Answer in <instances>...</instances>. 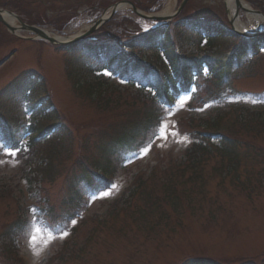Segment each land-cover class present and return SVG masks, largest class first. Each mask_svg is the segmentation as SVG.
Instances as JSON below:
<instances>
[{"label":"rangeland","instance_id":"obj_1","mask_svg":"<svg viewBox=\"0 0 264 264\" xmlns=\"http://www.w3.org/2000/svg\"><path fill=\"white\" fill-rule=\"evenodd\" d=\"M52 1L45 0L43 6L35 0H0V5L7 4L8 10L28 24L36 20L26 12L32 8L41 16L38 21L44 23L46 29L68 37L90 26L101 16L103 8L122 0H69L61 7ZM223 1L190 0L186 14L211 11L214 19L224 24V30H230ZM167 2L140 0L139 7L147 13H159ZM241 18L246 21L244 12ZM154 26L128 9L114 15L105 30L110 34H122L124 42L128 43L132 42L131 36H138L143 30L150 31ZM170 33L182 42V52H192L195 57L210 54L214 62L226 58L240 44L239 39L226 38L207 50H203V42L200 45L203 49L199 51V38L195 33L184 27H172ZM90 36L84 39L87 46H94L93 51L88 52L104 56L106 39L101 35ZM139 42L144 48L153 43H146L144 39ZM73 47L77 48L66 51L48 43L22 40L0 25V114L15 117L13 119L20 126L17 137L23 140L30 137L25 128L32 123L38 124L37 128L41 124L43 128L44 125L63 124L66 135L54 137L47 141L49 145L40 151L36 147L33 153H26L29 149L25 144L21 150L8 148L7 151H16L14 156L0 148V264H15L13 255L5 250L10 251L9 245L1 235L19 219L23 221V233L14 246L27 264H182L191 257L218 264H264V123L252 121L251 124L248 118L234 111L244 108L264 114V55L257 59L247 56L239 69L233 63L231 79L223 89L216 90L222 96L216 102L192 108V94L182 95L171 109L163 111L134 96L119 78L107 75L108 71L89 58L81 44ZM136 54L139 56L137 51ZM145 55L155 65L157 61L152 56L162 54ZM101 76L108 79V84L97 87L96 80ZM197 85L196 95L203 97L207 95L206 89L214 88L212 79L206 76L200 78ZM30 87L31 96L23 100L22 90ZM94 87V91L91 90ZM44 96L47 100L41 106L37 101ZM181 98L184 100L182 107ZM46 109L47 113L41 112ZM152 109L163 112L161 124L167 125L169 133L178 134L158 138L164 135V129L159 127L153 140L148 133L145 146L123 156L120 166L117 158L112 157V168L117 167V171L115 183L104 191L109 194L87 195L89 190L84 188L86 199L81 214L74 220L75 224L67 221L68 195L74 188L76 175L83 172L79 168L81 158L91 161L86 162L88 165L104 162L103 145L109 138L107 133H122L134 126L139 132L140 123L134 120ZM225 113L230 114L225 127L227 133L229 128L234 129L233 124L236 130L240 123L248 125V131L241 134L243 148H235L239 165L230 163L220 151L213 149L203 166L202 181H188L186 186H181L182 190L198 186L193 188L191 205L163 207L171 225L152 231L154 225L138 217L146 212L150 194L162 196V171L184 159L194 142L189 134L178 130L177 123L190 117L212 120ZM187 125L181 124V130L191 131ZM0 143L3 142L0 140ZM59 147L68 152L57 158L55 153ZM248 148L256 158H247ZM229 164L236 168L230 173ZM152 172L154 180L142 185ZM153 212L151 208L145 215ZM172 225H176L174 230H171ZM63 232L67 235L61 238ZM33 236L34 241L31 240Z\"/></svg>","mask_w":264,"mask_h":264},{"label":"trees","instance_id":"obj_2","mask_svg":"<svg viewBox=\"0 0 264 264\" xmlns=\"http://www.w3.org/2000/svg\"><path fill=\"white\" fill-rule=\"evenodd\" d=\"M249 1L253 6H259V7H264V0H247ZM180 19H183V15L179 18H177V20L179 21ZM181 22V21H180ZM33 24L39 23V21H35L32 22ZM178 25V24H177ZM212 28L210 27L209 30H211ZM209 37V44H213L214 42H216L219 39L225 38L227 37V32H224L222 29L215 27V30H211L208 33ZM153 37H156V34L152 35L151 39H154ZM256 41H260V40H255ZM166 46V45H165ZM172 44H169L168 46H166L165 48V55L168 56L169 62L171 64V67L174 69V73H176L177 71V67H178V63L179 60H177V55L174 53V48L172 46ZM247 45H245V42L242 46H240L239 50H237L236 52L231 54L232 58H236L238 59V55H243L247 52ZM132 50V49H131ZM219 53V52H217ZM209 60H211L209 62L210 67L212 69V81H213V85L214 88H209L206 91V97H200L199 98V104L203 103L205 101V103H208L209 101L213 100L214 95L216 94V90H221L223 87V84L225 83V81L227 79H229L231 77V70H232V65L233 62L230 59L227 62V59L224 60L223 58H219V62H212V57L209 58ZM188 64H183V74H184V78H183V84L186 87H189L191 84V75H192V71L191 68H194L195 66V62L191 63L190 59H187ZM120 62V59L116 58V65ZM199 65L201 64V62H197ZM218 63H222V64H218ZM198 65V66H199ZM197 70L199 71V74H201L202 69L197 67ZM162 72L166 73V74H170V72H167L166 69H162ZM178 73V72H177ZM159 74V73H158ZM166 87H168L166 85ZM188 89V88H186ZM211 99V100H210ZM240 116H242V118H248L249 119V123L256 124V123H264V120H262V115H257V114H253L251 112L248 111H242L239 110V114ZM253 121V122H252ZM229 121L226 120V118L224 119L222 115L218 116L215 119L212 120H207V121H203V120H198V122L192 121L189 123L190 127H192L191 132H195L196 130L193 129V127H198L200 130H197V133H199V135L204 138L203 140H200L199 143L194 144V146L188 151L187 153V163L188 164H180L177 168V171L175 170V172H173L171 174V179H169V181L167 182V186L165 188V191L167 193V196H169V201L170 202H177L178 204L182 203L181 202V198L178 196L180 189L178 187H180L179 185H175L174 183H176L174 180H180L182 178L186 177L187 172L190 170L193 172L192 178H188L191 180L194 179H198L199 177H197L198 175H201L202 172V165L205 163V160L207 159V157L210 155L211 150L208 147L207 144L212 145V141L211 139L213 137H217L219 138L222 142H226V145L229 146L230 148H233V146L231 145V142H234V139L232 137V134L234 133V130L232 128H229V131L232 132V134L230 132L224 130V128L226 127V124ZM193 125V126H192ZM248 131V125H244L242 123L238 124V141H239V136ZM201 133H203L204 135H202ZM200 137V138H201ZM118 140V139H117ZM129 140L126 139L125 142L127 143ZM231 141V142H230ZM116 142V141H115ZM124 142V138L120 139L119 141H117V143ZM236 142V141H235ZM221 151L223 153L224 156H228L229 160L232 161H236L237 160V156L233 155L231 152L226 151V149L224 147L221 148ZM194 178V179H193ZM182 196H188L187 192H182L181 194ZM188 202H191V200L188 198L187 199ZM165 204H169L168 200L163 201ZM158 221L159 219L155 222L154 226L152 227V230H154L155 228H158ZM7 234H4V236ZM6 238L9 240V237L6 236ZM11 240V239H10ZM209 264H216L214 261H208ZM190 264V263H189ZM196 264H198V262H196ZM199 264H202L199 262ZM208 264V263H205Z\"/></svg>","mask_w":264,"mask_h":264},{"label":"bare ground","instance_id":"obj_3","mask_svg":"<svg viewBox=\"0 0 264 264\" xmlns=\"http://www.w3.org/2000/svg\"><path fill=\"white\" fill-rule=\"evenodd\" d=\"M177 0H168L164 10L161 12L162 16H168L170 15L173 11L174 8L176 6ZM226 5L228 7V10L230 11V15L231 17L234 16L235 11L237 10L236 8V4L234 0H226ZM244 8H249V6L247 4H243ZM121 11H126L128 10V6H122L120 7ZM109 15V12L106 14V16ZM3 17H5V20L8 24L14 26V27H18V21L7 15L4 14ZM245 17H246V21H243V19L240 17L239 19L236 20L235 22V27L240 30V31H244V32H256V31H260L261 29L264 28V21L263 19L255 14H250V13H245ZM86 30V28H82L81 30H79L77 33L81 34ZM45 33L47 36L52 37V38H56V39H60V40H64V38H61L58 36V34H56L55 32H53L52 30H45Z\"/></svg>","mask_w":264,"mask_h":264},{"label":"water","instance_id":"obj_4","mask_svg":"<svg viewBox=\"0 0 264 264\" xmlns=\"http://www.w3.org/2000/svg\"><path fill=\"white\" fill-rule=\"evenodd\" d=\"M186 1H187V0H185L184 4L181 6L180 10H181L182 7L185 5ZM236 2H237V4H238V7H241L240 0H236ZM119 5H120V4H117V5L115 6L113 13L116 12V10L118 9ZM134 12H135L136 14L142 16V17L145 18V19H151V20H156V21H160V20L167 21V20H170V19H171V17H170V18H161V17H156V16H144V15H141L136 9H134ZM253 12L256 13V14H260V15H261V13L258 12V11H253ZM3 13H4V11L0 10V22H2L5 26H7V28H8L10 31H12L13 33H15V32H16V29L13 28V27H11V26H9V25H7V23L3 20ZM11 15L14 16L13 14H11ZM102 24H104V22H103L102 20L99 21V22H97L96 26L94 27V29H93L91 32L97 30ZM20 25H21V27H22V30H25V31H28V32L34 33V34H36V35H38V36H41L42 38L49 40V41L52 42L53 44H62V43L57 42V41L54 40V39H50V38L46 37V36L44 35V32H43L42 30L38 29V28L31 27V26H27V25H25V24H23V23H20ZM239 34H240V35H244V36L247 37V38L251 37V36H249V35H245V34H241V33H239ZM78 39H80V38H77L76 40H78Z\"/></svg>","mask_w":264,"mask_h":264},{"label":"snow or ice","instance_id":"obj_5","mask_svg":"<svg viewBox=\"0 0 264 264\" xmlns=\"http://www.w3.org/2000/svg\"><path fill=\"white\" fill-rule=\"evenodd\" d=\"M106 74H107V75H112V73H110V72H109V73H106ZM122 82H123V81H122ZM183 104H184V100H183V98H181V99H180V106L182 107ZM158 126L164 129V135H163V137H158V138H164V139H166L167 136H168L169 134H171V135H177V134H178V133H176V132L169 133L168 130H167V125L160 124V125H158ZM8 147H9V146H8L6 143H0V148L5 149V150H6V154H8V155H12V156L16 155V151H7V150H8ZM17 150H19V149H17ZM144 151L146 152L147 149H145ZM108 194H109V193H107V192H103V193H102L103 196H107ZM34 211H35V210H34ZM72 223L75 224L76 221H72ZM37 231H39V229H38ZM66 235H67V233H66V232H63V233L61 234V238H62L63 236H66ZM51 238H52V237H50L49 239H51ZM31 240L34 241V240H35V237H34V236L31 237Z\"/></svg>","mask_w":264,"mask_h":264}]
</instances>
